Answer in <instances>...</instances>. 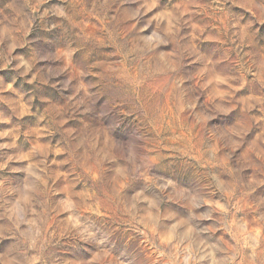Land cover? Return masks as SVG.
Here are the masks:
<instances>
[{"label": "rangeland", "instance_id": "obj_1", "mask_svg": "<svg viewBox=\"0 0 264 264\" xmlns=\"http://www.w3.org/2000/svg\"><path fill=\"white\" fill-rule=\"evenodd\" d=\"M0 264H264V0H0Z\"/></svg>", "mask_w": 264, "mask_h": 264}]
</instances>
